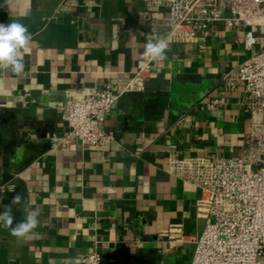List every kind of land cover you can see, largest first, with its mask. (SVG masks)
<instances>
[{"label": "crops", "instance_id": "0c3cea01", "mask_svg": "<svg viewBox=\"0 0 264 264\" xmlns=\"http://www.w3.org/2000/svg\"><path fill=\"white\" fill-rule=\"evenodd\" d=\"M144 9L145 0H0V23L32 33L23 73L0 68V186L14 184L0 192V214L10 206L15 226L39 211L25 240L0 222V264H80L91 251L102 264H191L207 219L197 214L201 191L170 161L243 153L247 98L223 82L252 53L243 28L216 22L200 44L167 42L152 76L114 104L105 148L61 141L67 93L115 87L134 74L150 36L166 39L168 26L141 20Z\"/></svg>", "mask_w": 264, "mask_h": 264}, {"label": "built area", "instance_id": "2783aa9c", "mask_svg": "<svg viewBox=\"0 0 264 264\" xmlns=\"http://www.w3.org/2000/svg\"><path fill=\"white\" fill-rule=\"evenodd\" d=\"M162 9L164 17L157 15ZM140 17L164 22L169 28L166 42L200 44L216 22L244 29V45L252 53L223 75L226 86H242L247 98L252 121L243 153L216 159L173 156L170 171L201 191L196 209L207 222L192 240L191 264H264V0H145ZM152 65L153 60L143 56L134 74L118 79L115 87L67 93L58 104L68 127L61 141L73 139L87 149L105 148L112 136L103 123L122 95L152 76ZM219 102L213 99L212 107ZM13 189L11 182L0 186V192ZM79 261L102 264V255L87 252Z\"/></svg>", "mask_w": 264, "mask_h": 264}, {"label": "clouds", "instance_id": "9594fccd", "mask_svg": "<svg viewBox=\"0 0 264 264\" xmlns=\"http://www.w3.org/2000/svg\"><path fill=\"white\" fill-rule=\"evenodd\" d=\"M32 41V33L27 25L18 20L11 23H0V68L8 69L11 73L21 74L25 69L26 60L23 54L29 51V45ZM168 44L158 36H150L145 45L144 56L154 61H163L166 59V50ZM21 195L16 194L12 197L11 204H20ZM39 211L29 212L25 219L15 223L12 214V208L6 207V210L0 214V222L6 227L12 229V235L18 240L29 238V234L37 227Z\"/></svg>", "mask_w": 264, "mask_h": 264}]
</instances>
